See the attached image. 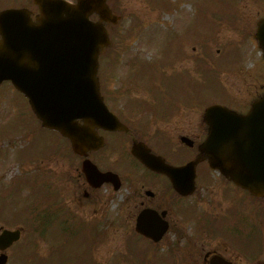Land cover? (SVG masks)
<instances>
[{
    "label": "rangeland",
    "instance_id": "374dc122",
    "mask_svg": "<svg viewBox=\"0 0 264 264\" xmlns=\"http://www.w3.org/2000/svg\"><path fill=\"white\" fill-rule=\"evenodd\" d=\"M23 3L31 0H0V9ZM109 5L121 20L107 31L125 47H108L100 55L101 89L130 131L125 136L109 133L107 143L90 157L102 170L117 172L121 187L114 190L106 183L89 190L81 156L60 134L40 127L26 99L3 82L0 228H22L21 238L6 250L5 264H169V259H179L167 249L168 261H161V246L134 231L140 190H155L166 181L127 161L131 140L147 142L168 161H185L190 149L180 137L202 139L205 106L244 110L264 91V57L253 38L264 0H110ZM119 139L126 144L125 152ZM209 180L197 178L194 194L205 196L199 210H206L205 201L215 198L231 209L244 207L253 219L264 209V200ZM84 190L90 193L83 195ZM43 205H49L50 212ZM242 216L241 224L248 223ZM185 217L191 221L190 215ZM172 222L188 226L178 218ZM252 246H258V240Z\"/></svg>",
    "mask_w": 264,
    "mask_h": 264
},
{
    "label": "water",
    "instance_id": "95a60500",
    "mask_svg": "<svg viewBox=\"0 0 264 264\" xmlns=\"http://www.w3.org/2000/svg\"><path fill=\"white\" fill-rule=\"evenodd\" d=\"M34 1L39 5L35 20L25 8L0 10V83L10 80L28 98L42 126L60 132L81 155L101 145L96 129L114 130L119 125L103 102L96 78L98 55L109 43L103 22L115 23L118 16L106 0ZM92 14L98 20H91ZM254 37L264 56V17L257 21ZM203 117L208 134L200 150L209 165L252 194L264 196V94L245 113L212 104ZM131 151L147 167L167 174L181 194L192 191L196 161L170 165L141 142H133ZM83 170L90 182L116 179V174L100 172L88 160ZM166 225L156 211L144 209L135 229L157 240ZM20 234L19 228H2L0 250ZM6 261L1 252L0 264Z\"/></svg>",
    "mask_w": 264,
    "mask_h": 264
},
{
    "label": "flooded vegetation",
    "instance_id": "af4514ba",
    "mask_svg": "<svg viewBox=\"0 0 264 264\" xmlns=\"http://www.w3.org/2000/svg\"><path fill=\"white\" fill-rule=\"evenodd\" d=\"M30 9L31 11H35L36 7L34 8L32 4ZM129 131L127 125V128L114 132L125 135ZM201 132H204V136L198 142L196 141L197 139L194 140L186 136L188 139L185 144L190 149L188 159L193 158L198 153V144L207 133L205 124ZM105 133L106 135L109 134V132ZM133 159L138 165L143 167L137 159ZM146 170L149 171L148 169ZM199 175L209 178L210 182L217 181V179L223 183L226 182L232 189H237L241 194H245L244 190L225 179L220 173L209 168L205 162L199 163L196 167V184ZM168 184L169 185H167V182L158 184V190L156 188L155 190L149 188L153 193H148V196H146L145 193L149 190H144L142 192L140 190V199L138 201L140 207L136 214L144 207H150L157 210L159 213L161 211H166L164 218L167 220L169 228L159 241V244H161L162 251L171 249L173 253L179 255V259L174 260L173 264H212L217 262L219 264H264V261H262L264 255L261 254L262 249H264V227L261 226L263 223L262 213L258 212L256 215L258 218L253 219L254 215L245 212L244 207L240 210L237 206L231 209L225 204L222 198L206 200V210H199L200 204L204 202L205 199L202 192H199L197 195L193 193L191 196L181 197L175 193V191L172 194L169 189L170 183ZM206 188H208V186H206ZM84 193L85 195L89 194L87 191H84ZM221 193L224 195L223 189H221ZM171 195L172 197H170ZM182 198H190L191 201L190 203L187 202L186 204H182ZM181 207L190 208L191 210H179ZM234 212H237L238 215L234 214ZM242 213L249 218L250 223L248 226H246V223L241 224V219L243 218ZM185 214L191 216V221L189 218L185 217ZM175 218H178L181 223H188V226H183V228L175 226L176 223L173 224L172 222V219ZM222 223H228L226 229L220 226ZM171 232L173 236L169 241L168 238L171 236ZM255 240H258V246L253 247L252 242ZM214 259H216L217 262Z\"/></svg>",
    "mask_w": 264,
    "mask_h": 264
}]
</instances>
